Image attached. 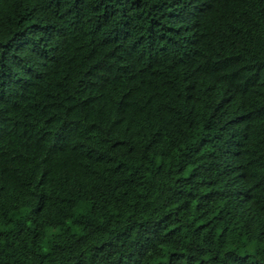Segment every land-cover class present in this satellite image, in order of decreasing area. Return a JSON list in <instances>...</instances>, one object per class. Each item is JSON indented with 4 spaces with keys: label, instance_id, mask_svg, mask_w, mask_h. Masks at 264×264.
<instances>
[{
    "label": "trees",
    "instance_id": "1",
    "mask_svg": "<svg viewBox=\"0 0 264 264\" xmlns=\"http://www.w3.org/2000/svg\"><path fill=\"white\" fill-rule=\"evenodd\" d=\"M0 264H264V0H0Z\"/></svg>",
    "mask_w": 264,
    "mask_h": 264
}]
</instances>
